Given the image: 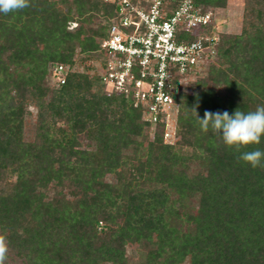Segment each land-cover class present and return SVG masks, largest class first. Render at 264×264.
Masks as SVG:
<instances>
[{"label":"trees","instance_id":"16d2710c","mask_svg":"<svg viewBox=\"0 0 264 264\" xmlns=\"http://www.w3.org/2000/svg\"><path fill=\"white\" fill-rule=\"evenodd\" d=\"M180 1L167 0L170 9ZM194 1L214 11L229 0ZM30 4L0 14L6 264L10 254L22 264H264V168L239 159L264 151V137L237 153L203 132L192 110L203 118L264 106V0H244L241 32L218 29L212 65L178 86L171 140L164 122H147L142 107L102 82L108 57L99 44L116 3ZM59 66L64 84L53 76Z\"/></svg>","mask_w":264,"mask_h":264},{"label":"built area","instance_id":"2783aa9c","mask_svg":"<svg viewBox=\"0 0 264 264\" xmlns=\"http://www.w3.org/2000/svg\"><path fill=\"white\" fill-rule=\"evenodd\" d=\"M104 2L116 3L118 14L109 38L99 44L108 57L99 67L102 82L108 92L125 94L142 107L147 122H164L167 139L174 95L182 92L178 86L197 76L216 56L219 35L214 11L197 8L194 0H181L175 9L167 0ZM53 76L58 84L65 83L62 66Z\"/></svg>","mask_w":264,"mask_h":264},{"label":"clouds","instance_id":"9594fccd","mask_svg":"<svg viewBox=\"0 0 264 264\" xmlns=\"http://www.w3.org/2000/svg\"><path fill=\"white\" fill-rule=\"evenodd\" d=\"M30 6V0H0V14L16 13ZM192 110L203 132L211 130L226 147L237 153L248 146L259 145L264 137V106L247 113L237 109L232 115L227 111H205L203 118L199 117L195 108ZM239 159L252 168H264V151L259 149L244 151ZM8 252L7 240L0 235V264H6Z\"/></svg>","mask_w":264,"mask_h":264},{"label":"rangeland","instance_id":"374dc122","mask_svg":"<svg viewBox=\"0 0 264 264\" xmlns=\"http://www.w3.org/2000/svg\"><path fill=\"white\" fill-rule=\"evenodd\" d=\"M243 12H244V0H229L228 5L224 9H216L214 10V17H215V23L216 26H218V29L224 33H231V34H239L242 30L243 25ZM92 64L93 62H87L88 64ZM211 62H207L206 66L204 67V70L209 65H212ZM80 70H84V67L81 66ZM197 76L191 77L190 79H196ZM189 80V79H188ZM173 120H171L170 127H169V133L171 134L170 137H168L166 140L173 139L174 136V127H173ZM153 130H151V136L153 135ZM117 178V174L108 175L107 179L109 181L115 182ZM47 190L50 195H53V188L52 186H48ZM141 249L138 245V243L133 242L129 244L128 246V257L131 261L137 262L139 256H140ZM10 264H22V262L13 254H10L9 258Z\"/></svg>","mask_w":264,"mask_h":264}]
</instances>
